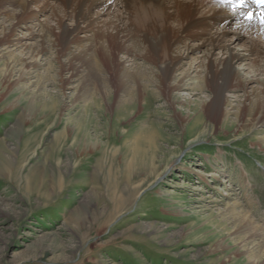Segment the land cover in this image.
Masks as SVG:
<instances>
[{"label": "rangeland", "instance_id": "1", "mask_svg": "<svg viewBox=\"0 0 264 264\" xmlns=\"http://www.w3.org/2000/svg\"><path fill=\"white\" fill-rule=\"evenodd\" d=\"M42 4H32L37 16L29 29L15 31L21 46H0V264H251L242 253L229 259L234 224L225 213L236 203L264 225V149L254 141L264 127L237 133L232 114L205 130L203 66L188 71L201 80L195 89L162 94L151 85L138 103L120 92L114 104L111 88L106 97L92 91L87 68L62 86L60 77L69 74L46 51L20 88H5L3 61L37 48L24 35L55 27L51 5L39 10ZM7 23L1 15L0 29ZM242 36L232 51H244ZM199 43L188 41L194 50L180 62L204 64L207 45ZM213 53L215 60L221 55ZM252 58L234 63L249 80L225 91L232 112L262 89ZM252 63L263 71L259 59ZM181 66L175 75L187 70ZM170 159L172 168L157 176ZM221 238L229 244L222 250Z\"/></svg>", "mask_w": 264, "mask_h": 264}, {"label": "bare ground", "instance_id": "2", "mask_svg": "<svg viewBox=\"0 0 264 264\" xmlns=\"http://www.w3.org/2000/svg\"><path fill=\"white\" fill-rule=\"evenodd\" d=\"M37 1L0 0V16L8 19V23L0 29L1 47L21 46L22 38L14 36V33L21 26L29 29L27 21L37 16L32 10V4ZM42 2L38 9L51 5L55 27L38 25L36 31L24 35V38L36 39L38 42L32 56L21 58L9 53L13 57L3 61L1 78L5 88H20L25 76L40 67L38 60L46 51L51 52L59 70L69 74L68 77H60L62 86L68 85L81 68H87L89 73L86 80L92 91L98 90L106 97V89L111 88L114 104L122 100L120 92L129 101L138 103L151 85L156 86L162 94L195 89L201 80L192 77L188 71H197V68L201 71L203 66L204 80L201 84L209 91L208 99L202 101L200 110L206 123L205 130L207 127L212 129L214 124H224L233 114L237 133L250 130L262 132L257 128L264 127V77L260 81L262 89L253 98L248 93L247 101L240 104L236 112L231 111L232 105L224 93L233 88L235 83L244 85L249 80L241 79L240 73L235 70L234 63L240 60L245 61L251 56L252 62L259 59L263 71L252 62L250 66H255L258 73L264 75V45L259 42L264 37V24L259 19L264 9L251 10L247 2L243 7L221 5L217 0ZM248 12L254 13L251 21L246 18ZM102 15L107 17L102 18ZM80 33H84L82 37L78 36ZM242 35L246 36L244 40L247 41L244 51H232L231 44L238 43ZM80 39L87 41L83 47ZM190 40L200 41L196 48L207 45L208 55L205 53L207 59L204 64L191 60L180 62L182 56L188 54L187 51L194 50L193 45H188ZM78 46L81 48L77 49ZM217 49L221 55L215 60L212 54ZM119 52L125 55L123 61L116 58ZM4 55L0 54L1 60L5 58ZM63 56L65 60L60 59ZM136 58L140 61H136ZM184 63L187 70L183 69L179 75H175L174 72L181 69ZM14 75L16 79L12 80ZM199 88L202 87L199 85ZM82 96L80 93L72 103ZM63 107L69 108L67 104ZM254 141L264 149V136ZM172 162L171 159L165 162L157 176L167 168H172ZM212 174L216 178L220 171ZM237 206L236 203L228 205L225 213V218H230L234 224L229 238L232 246L229 259L234 253H242L251 264H264V225L258 224L244 210H238ZM260 219L264 224V217ZM227 241L219 239L216 242L218 249L228 246ZM249 244L255 247H248Z\"/></svg>", "mask_w": 264, "mask_h": 264}, {"label": "snow or ice", "instance_id": "3", "mask_svg": "<svg viewBox=\"0 0 264 264\" xmlns=\"http://www.w3.org/2000/svg\"><path fill=\"white\" fill-rule=\"evenodd\" d=\"M217 2L221 5L227 4L229 6H234V7H243L246 3V0H217ZM260 3L262 7H264V0H260ZM246 18L249 21H251L254 18V13L248 12ZM259 19L260 22L264 24V11L260 13Z\"/></svg>", "mask_w": 264, "mask_h": 264}]
</instances>
